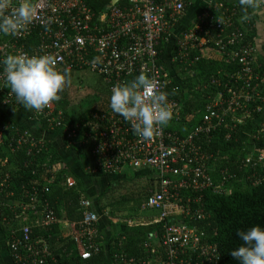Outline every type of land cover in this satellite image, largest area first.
<instances>
[{"label": "built area", "instance_id": "built-area-1", "mask_svg": "<svg viewBox=\"0 0 264 264\" xmlns=\"http://www.w3.org/2000/svg\"><path fill=\"white\" fill-rule=\"evenodd\" d=\"M190 1L119 0L97 12L85 0H32L36 9L32 22L15 36L0 34V60L10 53L50 55L58 70L87 68L102 76L110 89L124 83L127 76L144 73L154 84L150 92H165L166 85L171 82L167 74H171L173 67L167 70V74L163 71L162 48L172 45L174 62L192 66L199 60L198 57L192 58V52L202 51L215 43L225 67L235 66V69L233 73L221 70L219 77L212 79L210 83L219 90L208 97L201 121L192 130L181 135L166 125L158 127L153 138L145 141L133 134L130 123L123 117L103 114L95 115L102 125H94L85 136L94 141L92 153L96 167H87L92 172L102 170L116 174L125 166L154 172L158 188L151 190L143 207L158 211L156 220L161 226L163 244L168 252L166 264H192L193 259L188 256L199 259L195 264H217L220 255L216 246L208 243L204 232L181 221L191 213L189 205L199 203L200 197L192 200L191 196L185 198L182 192L201 193L211 187L217 193L226 191L223 188L229 175L224 173L219 185L214 184L208 172L211 156L203 151L200 138L210 137L222 127L232 132L235 122H242L241 117L244 119L255 111L263 110L264 65L258 61L255 38L253 41L248 38L256 29V21L237 19L236 9L225 7L223 3L212 6L213 12L204 9L193 27L174 36ZM9 4L10 7L2 14L18 6V0H9ZM258 5H264V0H258ZM28 44L33 51L27 49ZM93 57H99L95 66L91 63ZM2 67L0 65V147L5 146L11 152L25 149L32 155L46 151L49 147L46 139L5 121L2 109L11 105L15 96L8 89ZM167 101L173 112L169 123L180 121L179 101L170 97ZM32 116L38 121H46L47 131L61 132L69 141L68 146L77 142L79 126L66 122L62 110L56 109L53 101L39 112L33 110ZM9 128L15 131V135L7 134ZM9 161L8 156L1 155L0 170ZM246 162L258 171H264V150L258 151L256 159L249 156ZM55 172L66 173L61 166H57ZM260 178L263 179L264 175ZM260 178L254 182L258 183ZM7 180L6 177L0 181V206L4 205L6 197H15L14 192L2 197ZM66 182L68 187L75 185L70 176H66ZM22 188L26 189L25 186ZM40 192H48V188L37 187L35 183L25 193L31 201L25 203L17 198L15 209L36 212L41 207L39 226L57 224L60 219L48 201H36L42 195ZM92 204L87 198L80 201L83 217L74 238L82 260H89L101 249L96 240L99 215ZM195 215L201 218L202 210ZM17 217L15 219L20 220L17 225L3 219L10 227L5 246L14 263L55 264L57 259L49 245L32 236L27 214ZM125 258L114 255V261L129 264L131 260Z\"/></svg>", "mask_w": 264, "mask_h": 264}, {"label": "trees", "instance_id": "trees-1", "mask_svg": "<svg viewBox=\"0 0 264 264\" xmlns=\"http://www.w3.org/2000/svg\"><path fill=\"white\" fill-rule=\"evenodd\" d=\"M85 1L95 11L99 12L113 0ZM223 4L225 7L232 6L227 3ZM236 6L238 7L239 16H241L240 14L244 12L239 4V0ZM249 15L251 18H256L257 16L251 9H249ZM239 16L236 18L238 19ZM256 35L257 32L253 31L248 38L253 41ZM215 46V43H213L202 51L192 52V58H199L192 66L175 62V64L178 65L172 68L174 70L176 67L178 72L179 66L184 68L183 70L187 71V74L188 72H193L195 75L192 76H194L195 80L197 79V85H191L190 81H193V77L190 75L177 78L172 71L170 75L169 73L167 74L170 65H165V61H162L163 71L166 72L171 79V82L166 85L165 93H167V97L179 101L182 112V118L179 122L182 128H174L172 125L167 124L166 127L168 129L177 131L183 135L192 130L195 125H198L201 121V115L208 97L216 94L219 90L210 83L212 79L218 78V72L221 70L227 73H233L235 66L225 67L221 54ZM27 49L33 51L30 44L27 45ZM161 50L162 53L165 52V47ZM88 71L91 72L87 68L69 69L70 81L74 80L75 73ZM93 74L97 80L94 85L85 87V89L89 88V90L86 89L87 94L81 96L82 93H78L77 90L73 95H70V83H68L58 94L59 99L53 102L55 103L56 109L62 110L66 122L79 126V133L77 138H75L77 142L68 146L69 141L65 139L66 145L70 149L75 150L78 154L86 157L87 163L84 165V173H86V175L101 177L110 175V173H106L102 170L92 172L87 169L88 166L92 169L95 168L96 164L92 153L94 141L88 138L86 139L85 134L91 132L94 125H102L99 118L95 115L100 116L103 114L115 113H113L108 106L109 97L111 95L110 85L102 76L96 73ZM137 75L138 74L127 76L124 83L130 82ZM80 77L81 74L78 78L80 79ZM81 85L80 83L79 86L81 87ZM10 106L22 107L16 99ZM262 114L263 110L260 112L255 111L250 116L244 117V119L241 117L242 122H235L236 125H234L235 128L232 132L222 127L219 130H215L210 137L200 138V142H202V146L204 147L203 151L211 156L208 160V172L211 174L214 184L219 185L220 179L224 173L229 175L227 184L223 188L226 191L217 193L214 187H211L201 193L190 191L182 192L185 198L186 196H191L192 200L200 197L199 203L194 202L189 205L191 213L187 218L182 217L181 221L186 222L189 226L196 227L200 232H204L208 243L216 246L220 255V260L217 264H238V261L230 255V252L242 243L236 235L238 230H246L255 225L264 227V178H260L264 175V171H258L252 164L246 162L249 156L256 159L258 151L264 150V117L262 118ZM239 115H241V113H239ZM4 116L7 123L10 122L19 129H23V127L7 118L5 114ZM39 122L42 129L47 131L46 121L41 120ZM7 134L10 136L15 135V131L9 128L7 129ZM1 155L8 156L10 159L9 164L0 170V181H3L6 177L8 178L6 186L3 187V198H5L8 193L14 192L15 199L19 198L21 202L29 203L31 199L29 196L26 197L25 193L27 189L36 183L37 187L48 188V192H40L42 195H40L36 201H48L50 207L55 211L59 219L63 217L64 221L74 222L77 227L81 224L83 212L80 206L82 198L80 183L82 181L75 175L72 169L67 170V165L63 163V158L55 148L49 145L46 151L37 155H32L28 154L25 149L11 152L8 148L2 146L0 147V156ZM59 165L67 172H55V169H57ZM66 176L75 177L74 186H67ZM257 178H260L259 182L255 183L254 181ZM23 186H25L26 189H23ZM146 187L147 189H145L144 193L148 197L151 194V190L155 191L158 188L156 178H153L152 183L146 185L145 188ZM111 191H113V187L111 188L108 186L103 196H106ZM6 198L3 202L4 205L0 206V264H10L5 259L3 253L6 238L8 234H10V227L3 219L6 218L14 225H17L20 220L15 219V216L17 215V218H21L25 217L26 214L28 224L32 228V236L42 239L43 242L49 245L50 250L57 259L55 264H108L109 258L113 261L115 260V244L111 246L110 251H108L109 253L105 248L101 247L100 251L93 254L92 258L89 260H82L75 242V235L73 233H68L66 235L62 232V226H64L63 222L59 221L60 223L58 222L51 226H39L40 221L38 214L41 207H38V211L36 212L23 211L22 208L17 210L15 209L16 204L12 205L10 199L8 197ZM101 207L103 208L105 205L102 204ZM199 210H202L203 213L201 218L195 215ZM96 226H98V223ZM156 228L157 236L161 239V250H159L163 259L161 264H166L168 252L163 244L162 229L159 224H157ZM96 240L98 243L101 240L99 235ZM142 246L143 244L140 247L141 251L145 253L146 248L144 249ZM5 250H7L6 247ZM7 253L10 255L12 263L15 264L10 251H7ZM129 255L137 256L130 253ZM188 257L193 259L192 264L199 261L195 256ZM134 260L135 262L132 260V263H130L152 264L148 261L149 256L148 258L144 256L140 258V260L134 258ZM114 262L116 263V261Z\"/></svg>", "mask_w": 264, "mask_h": 264}, {"label": "crops", "instance_id": "crops-1", "mask_svg": "<svg viewBox=\"0 0 264 264\" xmlns=\"http://www.w3.org/2000/svg\"><path fill=\"white\" fill-rule=\"evenodd\" d=\"M237 2L238 0H191L180 17L179 23L174 30V36L181 35L184 31L193 27L198 20V16L204 9H209L212 12L215 11V9L213 10L210 8L218 3L232 5L230 8H235L236 17L239 16L238 7L236 6ZM254 13L257 15L256 18L250 17L249 19L256 21L255 31L257 32V35L255 37V43L258 49V61H261L264 65V5H258L257 9L254 10ZM240 15L239 18L242 17L244 13ZM162 58L166 65L174 67L175 62L173 59L172 45L166 46ZM2 110L6 117L14 123H17L21 127L33 132L35 135L46 139L48 144L60 153L64 160L63 163L67 165V170L72 169L75 175L81 179L80 191L82 193V198H89L93 203L94 210L99 215L97 232L101 238L99 241L101 247L105 248L108 252L110 251L111 246L115 244L116 255L125 256L127 261L133 260L135 262L134 258L140 260V258L144 256L147 258L149 256L148 261L150 263L161 264L163 261L162 255L159 251L161 250V239L157 236L156 228L158 214L145 215L142 210H139L145 208L143 207L145 201L140 202L139 205H137L136 200L132 199L133 196L127 194V188L124 186L126 182L129 183L132 175L146 179L145 185L152 183L153 178H155L153 171L149 169L134 170L129 166H125L120 173L114 175L110 174L101 177L86 175V173H84V165L87 163L86 157L78 154L75 150L70 149L66 145L65 138L61 132L43 130L40 122L32 116L33 110H26L20 106L12 107L10 105L4 107ZM263 117L264 106L262 118ZM179 122L180 121L171 122L168 124L172 125L174 128H182ZM108 186L111 188L113 187V191L109 192L106 196H103L105 194L104 191ZM118 187H120L119 190H117ZM143 197H145V200L147 199V196L144 193ZM10 202H12V205H15L18 200L14 197L10 198ZM102 204L105 205V207L102 208ZM60 222H63L64 224V226H62V232L64 234L67 235L68 233H73L75 235L78 233L79 226L77 227L74 222L67 220L64 221L63 217H61ZM142 244V247H144V249L146 248L145 253L141 251L140 247ZM5 247H3L5 259L8 263L13 264ZM129 253L137 256H130ZM108 264H122V262L116 260L115 263L109 258Z\"/></svg>", "mask_w": 264, "mask_h": 264}, {"label": "clouds", "instance_id": "clouds-1", "mask_svg": "<svg viewBox=\"0 0 264 264\" xmlns=\"http://www.w3.org/2000/svg\"><path fill=\"white\" fill-rule=\"evenodd\" d=\"M239 4L244 12L241 20L247 21L249 9L256 10L258 0H239ZM9 7V0H0V34L15 36L32 22L36 9L32 0H18V6L2 14ZM91 63L95 66L99 57H93ZM0 65L8 89L26 110H43L58 100V94L70 83L69 69L58 70L50 55L10 53L0 60ZM152 89V80L140 73L130 82L114 85L108 101L112 112L130 123L133 134L145 141L173 117L167 93L150 92ZM236 235L242 243L230 255L238 264H264V227L255 225L238 230Z\"/></svg>", "mask_w": 264, "mask_h": 264}, {"label": "rangeland", "instance_id": "rangeland-1", "mask_svg": "<svg viewBox=\"0 0 264 264\" xmlns=\"http://www.w3.org/2000/svg\"><path fill=\"white\" fill-rule=\"evenodd\" d=\"M176 65L177 64H175L174 66H176ZM183 69L184 68L178 66V72L176 70V67L174 68V70H172V72L176 75L177 78L178 77H186L187 75H190V76L195 75V74H193V72H188V74H187V71H185ZM80 74H81V77L79 79L78 77H79ZM74 77H75L74 80L70 81V86H69L70 87V93H71L70 95H73L78 90V93L81 92L82 93L81 96H84L85 94H87L86 91L89 90V88H86L87 89L86 90L85 87H88L89 85H91V86L94 85L95 81L97 80V78L94 76V74L89 72V71L88 72L75 73ZM192 77H193V81L192 80L190 81L191 85H197L196 84V80L197 79L195 80L194 76H192ZM80 83L82 84L81 87L79 86ZM145 182H146V179L135 177V176L132 175V177L130 178L129 183L126 182L124 184V186H126V188H127L126 189L127 194L133 196L132 199L136 200L137 205H139L140 202H144L145 201V199H144L145 197H143V193L145 192V189H147V187L145 188V186H146ZM119 188L120 187H118L117 190H119ZM139 210H142L145 215H148V214L156 215V214H158V211L154 210L152 208H142V209H139Z\"/></svg>", "mask_w": 264, "mask_h": 264}, {"label": "water", "instance_id": "water-1", "mask_svg": "<svg viewBox=\"0 0 264 264\" xmlns=\"http://www.w3.org/2000/svg\"><path fill=\"white\" fill-rule=\"evenodd\" d=\"M119 0H113V3H117Z\"/></svg>", "mask_w": 264, "mask_h": 264}]
</instances>
